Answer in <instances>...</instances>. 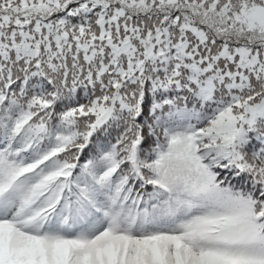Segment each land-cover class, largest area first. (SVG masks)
<instances>
[{"label":"snow or ice","instance_id":"obj_1","mask_svg":"<svg viewBox=\"0 0 264 264\" xmlns=\"http://www.w3.org/2000/svg\"><path fill=\"white\" fill-rule=\"evenodd\" d=\"M0 264H264V0H0Z\"/></svg>","mask_w":264,"mask_h":264}]
</instances>
